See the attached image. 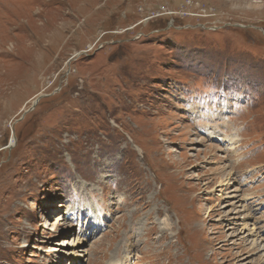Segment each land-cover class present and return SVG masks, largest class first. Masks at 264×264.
Wrapping results in <instances>:
<instances>
[{"label":"rangeland","instance_id":"rangeland-1","mask_svg":"<svg viewBox=\"0 0 264 264\" xmlns=\"http://www.w3.org/2000/svg\"><path fill=\"white\" fill-rule=\"evenodd\" d=\"M0 264H264V0H0Z\"/></svg>","mask_w":264,"mask_h":264},{"label":"bare ground","instance_id":"bare-ground-1","mask_svg":"<svg viewBox=\"0 0 264 264\" xmlns=\"http://www.w3.org/2000/svg\"><path fill=\"white\" fill-rule=\"evenodd\" d=\"M238 206H241V205H238ZM50 250H54V249H50ZM136 258V257H135Z\"/></svg>","mask_w":264,"mask_h":264}]
</instances>
